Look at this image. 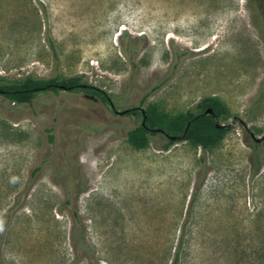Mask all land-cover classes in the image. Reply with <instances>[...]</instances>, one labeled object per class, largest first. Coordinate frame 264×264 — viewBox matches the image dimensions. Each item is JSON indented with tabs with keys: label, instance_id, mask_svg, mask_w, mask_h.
<instances>
[{
	"label": "rangeland",
	"instance_id": "rangeland-1",
	"mask_svg": "<svg viewBox=\"0 0 264 264\" xmlns=\"http://www.w3.org/2000/svg\"><path fill=\"white\" fill-rule=\"evenodd\" d=\"M58 73L113 103L0 95V264H173L183 230L177 264H264V0H0V81ZM209 96L215 145L128 141Z\"/></svg>",
	"mask_w": 264,
	"mask_h": 264
},
{
	"label": "trees",
	"instance_id": "trees-1",
	"mask_svg": "<svg viewBox=\"0 0 264 264\" xmlns=\"http://www.w3.org/2000/svg\"><path fill=\"white\" fill-rule=\"evenodd\" d=\"M62 90L67 91H87L98 96L106 103H113V98L105 91L88 84L83 75L56 74L49 78H35L27 76L23 79L10 82L0 81V95L14 104H31L36 95L41 93H59ZM264 97L263 91L259 93L257 99ZM143 102V101H142ZM211 108L218 117L219 121L231 116L228 106L218 97H204L197 104L186 111L171 114L160 108L158 104H150L146 108H140L141 122L130 129L128 132V141L138 149L148 145L151 137L162 134L166 137L168 145L177 141H187L193 147L207 148L215 145L221 134L228 127L219 128L215 120L206 110ZM138 107L125 109L124 114H130L137 111ZM181 135L182 138H172ZM253 162V172L256 173L260 168V162L255 158ZM6 224L2 225V229ZM184 230L182 231L173 264L179 260L180 250L183 245ZM84 245H87L83 241Z\"/></svg>",
	"mask_w": 264,
	"mask_h": 264
},
{
	"label": "water",
	"instance_id": "water-1",
	"mask_svg": "<svg viewBox=\"0 0 264 264\" xmlns=\"http://www.w3.org/2000/svg\"><path fill=\"white\" fill-rule=\"evenodd\" d=\"M206 113L211 114V115L213 116V118H214V120H215V123H216V126L219 127V128H222V127H228L231 123H233V122H229L228 124L221 123V122L219 121L218 117L216 116V114L213 112V110H212L211 108H208V109L206 110ZM172 138H179V139H181L182 136L179 135V136L172 137ZM263 139H264V135H263L262 137L257 138L256 140H257V141H261V140H263Z\"/></svg>",
	"mask_w": 264,
	"mask_h": 264
}]
</instances>
